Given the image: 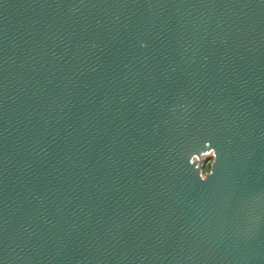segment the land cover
<instances>
[{
  "label": "water",
  "instance_id": "1",
  "mask_svg": "<svg viewBox=\"0 0 264 264\" xmlns=\"http://www.w3.org/2000/svg\"><path fill=\"white\" fill-rule=\"evenodd\" d=\"M0 264H264V0H0Z\"/></svg>",
  "mask_w": 264,
  "mask_h": 264
},
{
  "label": "rangeland",
  "instance_id": "2",
  "mask_svg": "<svg viewBox=\"0 0 264 264\" xmlns=\"http://www.w3.org/2000/svg\"><path fill=\"white\" fill-rule=\"evenodd\" d=\"M197 162V166L200 168L201 173L203 175L207 174L211 170V166L213 163V154L211 152L202 155L200 159L195 158ZM205 168L207 169L205 171Z\"/></svg>",
  "mask_w": 264,
  "mask_h": 264
},
{
  "label": "clouds",
  "instance_id": "3",
  "mask_svg": "<svg viewBox=\"0 0 264 264\" xmlns=\"http://www.w3.org/2000/svg\"><path fill=\"white\" fill-rule=\"evenodd\" d=\"M207 169L205 168V171H206Z\"/></svg>",
  "mask_w": 264,
  "mask_h": 264
}]
</instances>
